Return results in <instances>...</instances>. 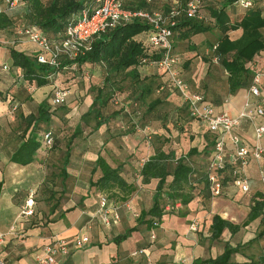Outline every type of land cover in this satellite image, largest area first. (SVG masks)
Instances as JSON below:
<instances>
[{
    "label": "crops",
    "instance_id": "1",
    "mask_svg": "<svg viewBox=\"0 0 264 264\" xmlns=\"http://www.w3.org/2000/svg\"><path fill=\"white\" fill-rule=\"evenodd\" d=\"M3 6V0H0V10ZM227 11L232 21L241 19L244 14V9L236 4L229 5ZM206 12L211 18L209 11ZM5 31L3 43L0 45V93L6 96L3 99L0 95V235L5 237L0 257L5 259L7 264H36V256L42 254L44 247L57 238L71 241L83 235L89 236V243L82 249L72 247V252L68 256L60 257L58 264H148L145 256H131L133 251L141 248L146 249V254L153 264H192L197 258L217 256L227 242L233 246L242 244L240 252L234 255L236 262L264 264L260 262L261 257H264V238L255 239L257 233L264 228L260 218L235 235L226 230L221 240L213 241L210 238V226L215 214L234 223H242L250 212L252 198L258 194L264 196L260 178V166L264 167V157L261 161L251 159L247 166L252 190L250 193H242L228 181L224 185L222 195L213 196L211 193L206 196V192L201 190L204 188L202 185L201 189L193 192L194 198L191 202L177 207L173 213L165 214L156 228L148 230L145 225H139L137 229L130 231L137 224L138 214L149 210L154 202L159 179H152L150 183L143 184L139 174L140 167L153 154L154 149L139 165L136 155L142 156L147 152V143L138 142V133L131 135L134 143H126L122 134L112 131L107 123L95 131L90 128L83 138L85 140L79 143L73 141L71 158L66 165L67 174H63L62 168L59 173L62 187L54 186V183L50 186L46 184L43 191L40 185L45 181L47 169L53 164L56 165L51 158L47 159L45 150L39 149L35 160L25 166L12 162L11 157L22 143L21 135L25 125L19 115L37 114L42 103H55L53 92L55 88H59L57 84L61 72L49 76V84L32 85L29 90V84L22 78L23 69L13 63L11 49L15 48L33 56L38 48L26 40V37L16 35L12 30ZM242 33L243 29L239 28L229 31L228 34L234 40L241 37ZM143 37L139 35L136 38ZM213 41L214 35L211 33L195 34L186 39L177 35L175 51L179 67L192 92L204 94L217 112L237 116L248 99L253 101L249 87L254 74L237 92L231 94L228 72L218 63L210 49ZM254 63H257L259 70L263 72L264 85V50L251 65ZM4 65L8 68L4 69ZM139 70L146 80L157 79L161 81V85L166 84L167 76L156 63L142 65ZM72 82L73 80L69 81L70 88H73ZM169 87L171 86L167 84L162 94L168 91V99H176L179 101L177 106H184L180 94ZM160 93L157 91L155 95H162ZM92 102L90 95L85 98L86 109L83 114L88 111ZM14 103H18L16 110H13ZM55 119L59 120V115L55 116ZM261 120H264V117ZM182 121L184 125L189 126L191 135L187 136V133L180 130L179 125H174L176 132H173V135L177 136V145L173 143L169 149L175 150L177 155L181 156L191 148H196L198 152L192 156V163L198 169L203 168L211 158L204 154L207 130L202 122L191 117H184ZM81 123L85 126L82 120ZM237 133L247 145H254L251 123L243 121ZM232 148L229 141V158L233 155ZM99 155H103L114 167L122 165L123 175L130 183L136 185V190L126 200L111 197L90 186L92 169ZM171 180L172 176L168 178V182ZM36 190L38 201L51 202L61 198V202L57 206L51 203L48 209H36L34 216L25 218L21 216V209L29 194ZM103 195L107 196L112 212L116 211L120 215L119 219L113 218L109 224L97 215ZM46 216L50 218L49 222L43 220ZM194 223L197 224V230L192 229ZM152 232L155 233V238L152 237Z\"/></svg>",
    "mask_w": 264,
    "mask_h": 264
},
{
    "label": "trees",
    "instance_id": "2",
    "mask_svg": "<svg viewBox=\"0 0 264 264\" xmlns=\"http://www.w3.org/2000/svg\"><path fill=\"white\" fill-rule=\"evenodd\" d=\"M93 1L20 0L21 6L10 10L3 0L4 6L0 10V31L2 35H5V30H12L16 35H19V30L23 27H35L45 33L50 40L60 41L65 30L72 23L73 16L79 14L83 8L91 5ZM121 1L125 8L135 10L159 9L168 12L173 5L171 0ZM213 1H219L220 3L208 5L211 18L205 17L198 20L184 15L178 17L177 23L172 26L174 40L177 35L182 39H186L195 34H213L214 41L210 45V49H212L218 63L228 72L229 91L234 94L251 79V75L255 73L254 65H251V63L264 50V0H257L250 7L241 6L239 0ZM232 4L244 9L241 19L231 20L227 7ZM239 28L243 29L241 37L231 39L228 34L229 31ZM150 29V25L141 19H133L114 28H109L95 37L91 50L85 55L73 60L60 56L58 66L39 63L37 61L39 51L35 52L36 54L33 56H28L24 52L12 48L11 55L14 65L23 69L22 78L25 79L27 85H47L50 83L49 76L65 71V69H73L74 64L77 66L76 69H81L86 65L102 68L105 76L99 84L90 86L89 92L93 96V102L88 111L81 116V120L86 126H91L93 131L98 130L103 124H107L116 115L115 111L109 114L107 110L113 104H118L117 95L122 92L129 93L130 101L128 104L135 113L138 114L140 108L146 105L147 112L155 113L154 118L156 120L163 121V117L166 116L164 122H167L168 112L173 109L168 100L170 93L165 91L167 93L162 94L164 91L162 90L159 91L162 95H155L161 86V81L157 79L146 80L141 76L139 70L140 66L156 63L162 58L160 51L145 44V36ZM139 35L144 37L137 39L136 37ZM174 52L176 54L175 42ZM61 88L68 89L67 87ZM0 95L3 99L6 98L2 93ZM15 104L18 105V103L13 105ZM53 104L42 103L37 114L19 115L25 127L21 135L22 143L13 153L12 162L25 166L35 160L39 149L59 147L58 139H54L51 147H47L43 139L44 132H41L42 124L52 126L55 122V116H58V108L65 105V102H55ZM182 109L186 112V117L193 119L187 104L184 103V106L180 107L178 111ZM182 118V115L177 113L174 125L180 126L183 124ZM92 122L95 124H92ZM180 128V130H183L182 126ZM80 133H82L81 123L77 125L71 140L67 144L66 154L63 157V174H67L66 165L71 158V144ZM205 134L207 144L204 154L209 158L213 153L216 135L209 131ZM173 141L170 137L160 139L158 136L152 143L153 154L139 169L143 184L150 183L152 179H159V181L152 207L138 214L137 224L130 231L137 229L139 225H145L148 230L156 228L162 222L165 214L175 211V209L168 210V206H174L178 202L188 204L194 198L193 192L201 189L202 185L204 188L201 190L206 192V196H210L212 192L209 174L211 172L221 176L223 185L227 184L228 181L232 183L233 164L230 158L227 159V165L224 169H211L210 160L205 167L198 169L192 163V156L197 154L198 150L191 148L185 155L178 156L175 150L166 149L165 147L167 143L170 145ZM96 174H98L97 178H95ZM170 176H172V180L168 182ZM1 186L2 183H0V190ZM90 186L96 187L98 191L107 193L111 197L121 198V200H126L137 188L134 183H130L123 175L122 165L112 166L103 155L98 156L92 169ZM258 218H260L261 224L264 225L263 194L255 195L252 198L250 212L242 223H234L219 214H215L210 226V238L213 241L221 240L226 230L235 235ZM260 238H264V228L255 237V239ZM241 247V243L233 246L230 242H227L223 251L217 256L197 258L192 264H241L233 259L234 255L240 252ZM260 262H264V257H261Z\"/></svg>",
    "mask_w": 264,
    "mask_h": 264
},
{
    "label": "built area",
    "instance_id": "3",
    "mask_svg": "<svg viewBox=\"0 0 264 264\" xmlns=\"http://www.w3.org/2000/svg\"><path fill=\"white\" fill-rule=\"evenodd\" d=\"M8 9H17L20 0H4ZM151 2L153 0H147ZM173 5L168 12L163 10L129 9L125 8L121 0H94L93 3L72 18V23L67 27L64 36L60 41H52L42 31L35 27H23L19 30V35L36 45L38 48L37 61L42 64L52 66L59 65V57L65 56L69 59H76L85 55L92 48L93 40L96 36L105 32L109 28H114L122 23L133 19H141L150 25L151 29L146 34L145 44L157 49L162 53V58L156 62L167 76L166 84H162L158 91L170 85L176 90L183 102L187 104L193 119L203 123L205 129L216 135L213 153L210 158L211 169H224L229 159L228 144H232L233 155L230 159L233 164L232 184L242 193L251 192L249 179L247 176V166L251 159L261 161L264 157V85L262 84L263 72L259 70L257 63L255 73L249 87V94L253 101L247 100L244 108L237 116L227 112H217L215 107L207 101L202 93L192 92L189 84L183 78L179 67L178 56L174 52V30L173 25L177 23V18L187 16L202 20L205 18L203 13V0H171ZM257 0H239L243 7L252 6ZM3 43V35L0 31V45ZM73 65V69H76ZM8 66L4 65V69ZM32 89V85H28ZM70 92L64 88H56L53 98L56 103L66 102ZM17 104L13 105L16 110ZM247 121L253 127L254 145H247L237 129L241 127L242 122ZM43 139L47 147L53 144V132L51 130L43 133ZM260 178L264 186V167L260 166ZM210 189L213 196H220L223 193L224 185L221 176L211 172L209 174ZM264 189V187H263ZM35 198L31 192L22 207L21 216L28 218L34 214ZM180 202L174 206H168L167 209H176L181 206ZM97 215L109 224L111 220L119 219L118 212H112L109 207V200L106 195L101 196ZM193 230H197V224L192 225ZM155 238V233L152 232ZM5 237L0 235V250L4 245ZM90 241L88 235L78 236L69 241L66 238H57L52 243L46 245L42 254L36 256V264H58L59 258L68 256L74 249L84 248ZM142 255L146 257L148 264H153L152 259L146 254V249H137L131 256ZM0 264H7V261L0 257ZM131 264H138L133 262ZM189 264V263H184Z\"/></svg>",
    "mask_w": 264,
    "mask_h": 264
},
{
    "label": "rangeland",
    "instance_id": "4",
    "mask_svg": "<svg viewBox=\"0 0 264 264\" xmlns=\"http://www.w3.org/2000/svg\"><path fill=\"white\" fill-rule=\"evenodd\" d=\"M184 1V0H183ZM203 13H205L208 10L209 4H219V1H213V0H203ZM160 5V4H159ZM206 10V11H204ZM205 17L209 18L208 13H205ZM105 76L102 68L99 66H90L86 65L82 67L81 69H65V71H62L57 84L58 87H69V81L73 80L72 85L73 88L70 87L67 89L70 91L69 99L65 102V105L58 108V115L59 120L55 119V122L52 124V126H47L42 124L41 126V132H46L51 130L53 132L54 139H58L59 141V147L58 148H44L45 155L47 159L51 158L52 161H54L55 164L49 166L46 173L45 181L40 185L41 188L44 191L43 187H46L45 185L54 183V186L57 185L58 187H62L61 180H60V169L62 168L63 164V157L66 154L67 144L71 140L72 135L75 131L76 126L81 123V116L83 114L85 107V98H87L89 95L92 97L91 93L89 92L90 86L92 84H99L100 81H102L103 77ZM187 82V81H186ZM188 83V82H187ZM189 84V83H188ZM190 85V84H189ZM118 104H113L110 109L107 110L109 114L112 112H116V115L113 116L108 121V126L110 129L116 133H121L123 136V139L126 143L131 144L134 143V140L132 139L131 135L133 133H138V142H146L147 144V152H144L142 156H137V159L139 160V165L142 162L143 159L148 157V154L153 148V141L157 139L159 136L160 139H163V137H170L174 141L170 144L177 145V136L173 135V132H176V128L174 127L175 124V116H177V113L179 115H182V117H186V112L182 109L181 111H178L180 109L177 104L179 101L176 99L169 98V103L173 106L172 110L168 112L169 116L166 119L167 122H164L165 117H163L162 120H156L154 118L155 113H149L147 112L146 105L140 108V112L137 114L133 111V108L128 104L129 103V93L128 92H122L117 95ZM171 108V107H170ZM107 113V114H108ZM167 123V124H166ZM82 124V123H81ZM92 124H95L92 122ZM182 126V129L184 133H187V136L191 135V130L189 126H186L181 124L179 127ZM91 126H82V132L79 136L74 139L75 142H81L85 137V135L89 132ZM185 128H188L187 130ZM205 128V127H204ZM186 130V131H185ZM87 137V136H86ZM169 143L165 145L166 149H169L171 147ZM81 148H78L80 150ZM134 153V152H133ZM76 155V153H75ZM129 155V154H128ZM131 156V155H130ZM59 162V164L57 163ZM58 177V178H57ZM56 182V184H55ZM70 185V184H69ZM263 186V184H262ZM251 187V186H250ZM264 187V186H263ZM226 193L227 191L224 190ZM252 191V190H251ZM34 198H35V205H34V211L36 212V209H48L50 208L51 203L53 205H56L57 203L61 202L58 198L55 200H51V202L47 200H37V190L33 191ZM223 194V193H222ZM22 210V209H21ZM35 213L32 215L34 216ZM30 216V217H32ZM44 221L46 220L49 222L50 218L48 216L44 217Z\"/></svg>",
    "mask_w": 264,
    "mask_h": 264
}]
</instances>
